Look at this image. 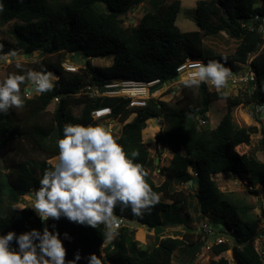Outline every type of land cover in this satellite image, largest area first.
I'll return each mask as SVG.
<instances>
[{"label": "trees", "instance_id": "trees-1", "mask_svg": "<svg viewBox=\"0 0 264 264\" xmlns=\"http://www.w3.org/2000/svg\"><path fill=\"white\" fill-rule=\"evenodd\" d=\"M145 1L0 0V27L14 22L12 33L0 39L2 51H22L27 56L38 51L43 56L39 63L21 64L16 74L26 75L31 69L59 75L57 86L51 91L26 99L20 109L0 114V203L4 198L9 201L5 214H0V235L42 231L43 224L34 210L28 206L18 209L16 204L39 187L45 170L58 156L56 141L63 136V126L95 125L92 113L110 109V117L122 124L119 135L114 137L129 158L133 151L139 153L134 163L142 165L147 173L145 180L159 194V202L142 216L133 215L130 208L114 209V215L126 223L111 240L105 236L103 224L94 229L63 217L59 221L49 219V230L55 224L60 233L66 261L73 260L79 252L82 259L78 264H88L91 255L97 257L99 264H171L176 251L204 239L202 233L195 236L188 231L189 227L174 237L164 235L166 227H184L189 222L188 205L194 199L201 220L203 216L210 217L215 227H224L233 239L231 245H214V256L231 250L234 264H264V257L255 250V240L264 234V200L258 207L260 213L254 214L253 206L220 191L213 180L216 175L232 174L247 182L250 193L259 196L264 190V159L236 150L250 144L257 128L238 127L232 115L241 104L264 105V39L259 31L241 27V22H245L256 29L264 18V0H197L194 31H182L176 25L180 0H151L150 10L139 20L132 19V11ZM221 34L236 41L233 53L213 55L205 48V38ZM69 56L73 61L86 59L77 72H67L62 67ZM108 57L112 58L109 66L92 63ZM250 57L256 83L252 92L239 86L236 89L240 93L233 95L226 92V86L217 89L203 83L198 87L180 83L163 91L175 82L176 68L186 59L202 60L205 64L216 60L236 70L240 68L237 64H245ZM125 79H159L163 92L143 107L128 108L126 99L91 97L82 91L87 82L102 86L110 80ZM174 88L180 89V97L172 109L160 99L171 95ZM55 98L58 101L50 113L47 108ZM218 100L225 101V113L216 128L204 129L200 121L208 114L210 104ZM130 115L134 117L127 122ZM151 120L156 121L158 129L154 143L173 154L169 164L159 170L163 179L160 184H155L149 175L151 158L143 139ZM260 144L264 147V135ZM189 181L197 184L190 195L174 190V185ZM255 186L258 188L252 191ZM136 226L151 231V242L143 245L138 240ZM64 233L71 240H65ZM13 246L16 247L15 242ZM216 264L231 263L220 257Z\"/></svg>", "mask_w": 264, "mask_h": 264}, {"label": "clouds", "instance_id": "clouds-1", "mask_svg": "<svg viewBox=\"0 0 264 264\" xmlns=\"http://www.w3.org/2000/svg\"><path fill=\"white\" fill-rule=\"evenodd\" d=\"M248 27L259 31L264 38V24L259 29ZM2 49L3 45H0V61L11 62L18 57L16 50L4 53ZM16 67L21 68V65L17 63ZM230 75V69L220 61L209 60L206 64L195 61L184 85L198 87L203 83L220 89L229 87L226 83ZM54 78L55 75L47 70L29 69L26 75L9 74L0 81V114L6 115L13 108L20 109L26 99L51 91L55 87ZM257 110L264 119V106ZM102 114L97 113L98 116ZM97 124L63 126V136L56 141L59 154L54 158L55 163L50 162L51 166L45 170L39 187L28 198L42 223L49 219L59 221L63 217L94 229L103 224L105 236L111 240L119 227L114 209L130 208L133 215L142 216L150 206L159 202L160 197L146 182L147 173L142 165L134 163L139 153L133 151L129 158L117 138ZM51 229L45 223L42 231L32 229L19 235L15 232L0 235V264H78L82 259L79 252L73 260L66 261V248L60 233L55 224ZM63 236L65 240H71L68 233ZM202 249L201 252L205 251L204 247ZM87 261L88 264H99L95 255L88 257Z\"/></svg>", "mask_w": 264, "mask_h": 264}, {"label": "rangeland", "instance_id": "rangeland-1", "mask_svg": "<svg viewBox=\"0 0 264 264\" xmlns=\"http://www.w3.org/2000/svg\"><path fill=\"white\" fill-rule=\"evenodd\" d=\"M151 0H146L144 2V6L135 8L132 13V19L139 20L143 14L150 10ZM154 1V0H153ZM157 1V0H155ZM171 0H168L169 3ZM181 1V9L178 13L176 25L182 31H194L197 30L196 26V1L197 0H180ZM154 7V4L152 3ZM13 23L10 22L7 25L0 27V39L7 38L8 33H12L13 30ZM126 25L128 22L125 23ZM222 35V36H221ZM216 38H205L204 39V46L211 54H231L233 53L237 43L235 40L227 39L225 34H221ZM207 55V51H205V56ZM43 56L40 52L36 51L33 52L31 55H25L22 51L19 52L18 57L16 59L11 60V62L0 61V81H3L7 78V76L11 73H17L16 64L19 63L20 65L25 63H39ZM67 60L75 67H83L84 62L86 59L83 57L79 58L77 61H73L71 57H67ZM92 63L97 64L99 66H109L112 63V58H103L98 60H93ZM179 87V86H178ZM162 86H157L152 91L153 92H160L162 91ZM226 92L228 94L240 93L239 89H234L232 87H226ZM180 97V89L174 88L171 92V95L161 97L160 101L166 103L169 107L174 109L176 107V101ZM55 104H51L48 106V112L52 113L54 110ZM253 105L246 106L241 104L233 109V121L238 127H253L257 128V132L253 134L250 138L249 145H241L237 147V152L240 154H252L258 160L264 159L263 153V146L260 144V139L264 135V119L261 118L262 114H257V112L252 115L251 110L253 109ZM226 110V105L224 100H218L210 104L209 111H208V121L203 128H216L224 115ZM134 115H130L127 119V122L131 121ZM112 121V120H110ZM122 124L119 122L114 123V127L112 128V134L114 136L119 135L120 128ZM158 129L156 127V121L151 120L150 125L146 131L143 133L144 143L147 147L149 152V157L151 158V164L149 167V175L151 179L154 181L155 184H160L162 182V177L158 174L159 170L163 167H166L170 159L172 157V153L168 151L166 148H160L158 144L154 143V135L157 133ZM9 156L11 154L9 153ZM52 163H55V160H52ZM213 180L216 182L220 191L229 193L233 198L241 200L244 204L253 206L252 213L259 214V205L262 204L264 200V190H260L259 196L253 192H249V187L246 181H242L237 179L232 174H221L216 175L213 177ZM191 181L187 182L186 184H176L174 185V190L176 191H183L185 194H191L189 192L197 188V184L193 183L190 184ZM258 186H255L252 191H254ZM29 195L24 197L21 203L16 204L18 209L23 208L24 206H28L32 208V203L29 200ZM9 206V201L7 198H4L3 201L0 203V214L4 215L6 212V207ZM197 203L194 199H191L190 204L188 205V212H189V222H186L185 226L179 225L175 227H166L165 236H175L176 233L184 232L186 227H189L190 232L196 236L200 232V214L199 210L196 208ZM198 210V211H197ZM183 214V212H180ZM131 227V226H130ZM138 232V240L143 244H148L151 242V231H148L142 226H136ZM148 235H146V234ZM150 233V234H149ZM224 238V237H223ZM205 238L197 243V245L192 247H186L183 251H177L172 256V264H216L220 257L227 259L231 264H234V259L232 257L231 250L226 251L225 253L221 254L220 256H214L211 251H203L201 252L202 245L205 247ZM231 245V242H230ZM197 252V255L194 257V254ZM103 255V254H102ZM104 256V255H103ZM102 256V257H103ZM193 258V259H192ZM104 258H102L103 260ZM106 263V261H105Z\"/></svg>", "mask_w": 264, "mask_h": 264}, {"label": "built area", "instance_id": "built-area-1", "mask_svg": "<svg viewBox=\"0 0 264 264\" xmlns=\"http://www.w3.org/2000/svg\"><path fill=\"white\" fill-rule=\"evenodd\" d=\"M255 20H259V18H255ZM261 24H264V18L260 19V22L257 24L256 29H259ZM248 25H251V23H244L243 25L241 24V27L245 28V27H248ZM252 59L253 57H250L247 59L245 64H242V65L237 64V66L240 67L239 69L230 70L231 75L229 76L227 80V83H226L227 86L229 87H239V86L241 87L242 86L244 89H248V91L250 92H252L255 89V86H256L255 73L253 69L251 68ZM195 61H202V60L186 59L183 63L178 65V67L176 68L177 78L175 82L168 84L164 88L163 91H165L168 88L175 87L179 85L180 83H184V80L188 77V73L191 69L192 62H195ZM62 67L67 72H71V73L77 72L79 68H81V67L73 66L67 60V58L62 63ZM48 72H52V71H48ZM52 73L55 75V78L53 79V83L55 86H57V83L59 81V75L54 72ZM160 84L161 82L159 79H155L153 81H139V80H131V79L110 80V81L105 82L102 86H97L93 83L87 82L82 88V91H85V94H88L91 97L103 96V97H110V98H123V99L128 100V108H134V107H143L146 104V102L150 99H154V100L157 99L163 91L153 92L152 90ZM207 85L210 86L211 88L215 87L211 84H207ZM57 101H58V98H55L52 104L56 103ZM253 106H254L253 107L254 114L256 112L258 115L262 114L257 109L264 105H256V106L253 105ZM105 110L107 111H104V110L94 111L92 113L93 123H98L97 125H102L108 131L113 133L112 128L114 127V123L117 121L111 119L110 109H105ZM98 112H102L103 114L98 116L97 115ZM208 118H209V115L206 114L204 120L200 121V124L201 125L206 124V122L208 121ZM193 176H196V174L193 173ZM48 221L43 222L42 227H44L45 223L47 224ZM117 223L119 225L118 228H120L121 226L125 224V219L117 217ZM199 227H200V232L204 235L205 242H206L205 247H204L205 252L211 251L214 245H220L223 243L230 245V242L231 244L233 243V239L231 238L229 232L222 226L215 227L213 223L211 222L210 217L208 216H203ZM263 228H264V220H263ZM255 250L261 257H264V234L260 235L255 240Z\"/></svg>", "mask_w": 264, "mask_h": 264}, {"label": "crops", "instance_id": "crops-1", "mask_svg": "<svg viewBox=\"0 0 264 264\" xmlns=\"http://www.w3.org/2000/svg\"><path fill=\"white\" fill-rule=\"evenodd\" d=\"M145 4L143 3V4H141V5H139L138 7H141V6H144ZM137 9V8H136ZM148 11V10H147ZM173 155V154H172ZM170 227H173V226H170ZM176 228V227H175ZM171 237H174V236H171ZM177 252V251H176ZM175 252V253H176ZM197 255V252L194 254V257L193 258H195V256ZM172 264V263H171Z\"/></svg>", "mask_w": 264, "mask_h": 264}, {"label": "water", "instance_id": "water-1", "mask_svg": "<svg viewBox=\"0 0 264 264\" xmlns=\"http://www.w3.org/2000/svg\"><path fill=\"white\" fill-rule=\"evenodd\" d=\"M104 261H106V260H104Z\"/></svg>", "mask_w": 264, "mask_h": 264}]
</instances>
